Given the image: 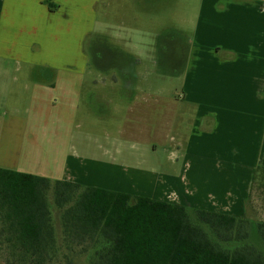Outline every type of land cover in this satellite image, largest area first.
Listing matches in <instances>:
<instances>
[{"label":"crops","instance_id":"crops-1","mask_svg":"<svg viewBox=\"0 0 264 264\" xmlns=\"http://www.w3.org/2000/svg\"><path fill=\"white\" fill-rule=\"evenodd\" d=\"M84 1L0 0V168L148 197L189 212L247 218L255 170L264 169V0L197 1L191 38L184 45L180 94L173 102L161 94L151 100L156 115L150 147L152 152L166 147L169 171L118 163L116 151L99 148L97 137L81 131L80 111L101 117L118 112L115 133L99 132L105 145L119 138L142 141L141 114L147 105L138 90L143 78L135 70L144 58L124 53L130 51L125 44L100 46L109 58H120L111 68L120 69L122 81L93 77L84 86L85 37L96 34L97 25L111 29L118 41H131V29L123 22L109 26L97 17L101 0ZM132 2L143 9V4L158 1ZM82 10L91 29L68 47L77 52L76 58L34 59L48 42L61 41L57 49L66 47L68 22L76 13L82 17ZM120 11L121 16L128 12L124 3ZM107 83L120 90L118 95L105 92ZM179 104L191 111L190 126L182 135L174 130ZM92 147L101 151L99 156Z\"/></svg>","mask_w":264,"mask_h":264},{"label":"trees","instance_id":"trees-1","mask_svg":"<svg viewBox=\"0 0 264 264\" xmlns=\"http://www.w3.org/2000/svg\"><path fill=\"white\" fill-rule=\"evenodd\" d=\"M256 170L253 184L264 173ZM249 224L246 217L189 212L148 197L0 168L5 264H264L252 244L231 250L219 244L246 240ZM255 229L264 247V221Z\"/></svg>","mask_w":264,"mask_h":264},{"label":"rangeland","instance_id":"rangeland-1","mask_svg":"<svg viewBox=\"0 0 264 264\" xmlns=\"http://www.w3.org/2000/svg\"><path fill=\"white\" fill-rule=\"evenodd\" d=\"M157 1L156 4H143V9H141L140 7H136L132 0H101V3L95 7L97 17L109 26L111 24L123 22L125 26L131 29L129 36L131 41H118L112 35L111 29L108 30L104 26L97 25L94 30L96 34L90 37L87 35L85 37V58H81L83 60L82 63L87 65V68L83 69L85 73V87H87L86 82L93 77L108 78L109 76H116L119 79V83L122 81L120 69L111 68V65L115 62L119 64L120 58H109V54L104 51L103 47L123 48L122 45L125 44L124 47L129 48L130 51L126 50L124 53L130 55L133 53L136 56L138 55L144 58L143 65L135 69L136 72L141 73L140 78H143L138 90L146 95L147 104L144 105L143 113L141 114L143 118L141 129L143 132L139 138L142 141H139L137 138H129V140L119 138L117 143L110 140V144L105 145L102 134L99 132L106 130L115 133V121L120 117L118 112L101 117L95 113L89 115L88 113L85 114V112L80 111L77 116L78 121L82 123L81 131L87 132L93 137H97L99 148L104 147L107 150L116 151L118 155L115 156V159L118 163H124L129 166H139L140 168L148 170L169 171L171 165L169 161L167 162L168 151L166 147H158L156 152H152V148L150 147L152 143L155 142L153 127L156 115L154 112L156 107L152 104L151 100L154 98V95L161 94L163 97L165 95H170L173 102V99H175V97L177 98L178 94H180L182 66L186 55L184 45L189 43L191 38L192 22L196 13L198 0ZM123 3L124 8L128 9L127 13L123 11L124 14L122 16L127 15L124 20L120 15V6ZM83 4H88V0H85ZM132 10L135 15L132 13ZM85 13L86 12L83 11L82 17L81 15L78 16L76 13L75 19L68 22L67 27L71 30L64 37L63 42L67 48L64 47V49H62L60 47L57 49V45L59 43L61 44V41L59 43L57 41H51L47 43L49 44L48 48L43 50L41 54L34 55V59L57 62L63 58V55H65L66 58H72L75 55L76 58L77 52L74 54L68 47L77 44L78 37L80 38L82 36L84 39V31L91 29L89 17ZM113 31H115V33H120V31L115 29ZM78 32H80L81 35H78ZM102 33H104V35ZM159 35H161V37ZM151 47H157L158 49L154 50L151 49ZM175 48L176 50L172 52ZM98 91H100V89H98ZM119 91L118 89L113 90L112 84L110 83L105 88V92H112L115 95H118L117 93H119ZM25 101V98L21 99L18 105L21 110V117L24 116ZM178 107L179 111L178 116L175 118L174 130L182 135L190 126L191 111L188 106L179 104ZM7 112L6 116L9 119V107H7ZM90 150L96 153L95 156H99L101 152L98 148L96 150L94 147ZM49 205L54 216L57 236L59 237L60 229L58 225V216L54 209L55 206L51 195H49ZM246 216L250 223L248 238L242 242H219V244L222 248L228 250L241 246L244 243L252 244L264 254V247L260 243L255 229L257 222L264 221V173L257 174L254 181L247 202ZM204 230L210 234L207 228H204ZM75 249V252H78L79 248ZM5 259V251L0 250V264H5Z\"/></svg>","mask_w":264,"mask_h":264}]
</instances>
